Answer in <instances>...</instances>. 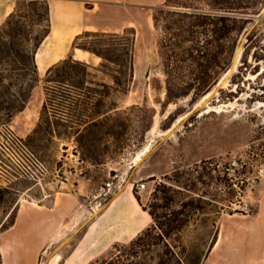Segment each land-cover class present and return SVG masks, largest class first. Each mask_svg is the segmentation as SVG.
Instances as JSON below:
<instances>
[{"label":"rangeland","instance_id":"1","mask_svg":"<svg viewBox=\"0 0 264 264\" xmlns=\"http://www.w3.org/2000/svg\"><path fill=\"white\" fill-rule=\"evenodd\" d=\"M164 3L165 0L154 8ZM154 8L143 11L150 27L141 31L138 45L135 30H125L128 39L134 31L132 55L136 51L141 61L134 80V72L128 78L120 77L118 89L125 93L116 91L110 75L118 68L108 63H104L106 68H100L107 75L95 73L98 82H94L107 88L83 85L76 92L79 98L74 106L61 102L56 94L57 85L43 78L36 83L38 94L34 93L31 99L35 107L40 105L39 129H34L31 138L22 140L16 133V123H12L14 118L6 125L46 173L35 183L18 179L8 170L9 182L0 186L8 190L0 202V223H5L1 233L15 222L16 202L23 203L27 198L22 190L32 185L39 188L48 172L61 182L74 178L81 185L75 206L68 202L66 211H56L58 224L47 226L46 219L40 218L34 226L9 230L10 234L0 242L3 247L0 264H94L109 259L116 253L113 245L123 246L130 241L111 240L108 244L102 239L85 241L76 254L73 252L90 226L115 199L126 197L127 192L138 197L147 211L171 218L177 213L183 221L182 230L174 231L168 240L174 252V260L169 264L187 263L200 255L205 260L218 238L220 246L211 255V264H235L245 247H257L254 214L264 182V6L236 38L235 45H222L224 52L226 48L232 52L225 70L215 66L203 68L200 64H204V59L183 58V48L193 46L190 43L176 45V58L174 55L169 60L162 58L158 42L171 38L174 43L179 30L173 28L163 33L162 21L155 27ZM198 31L204 32L198 35L201 51L219 52V45L210 44L211 34ZM248 36L252 39L250 45H246ZM91 41L83 39L80 43ZM101 42L119 41L103 38ZM237 56L236 68L218 84ZM205 71L216 78L205 93L198 94L193 88ZM95 90L105 93L99 95ZM68 91L66 86L61 90L65 100ZM98 100L102 101L100 107H96ZM45 101L46 109L42 112ZM104 113V123L93 129L100 135L98 141L79 143L77 136L67 142L54 139V131L63 139L76 133L74 115L89 121ZM62 116L67 121H60ZM3 127L0 126V131ZM148 143L149 151L134 165L133 159ZM65 171H71L72 175L63 177ZM141 182L145 188L137 191L135 186ZM37 196L43 198L45 194L38 190ZM39 213L43 217L44 211ZM96 248L100 252L92 255ZM163 250L160 247L153 254L143 253V264H155L156 254H162ZM213 256L217 259L212 263Z\"/></svg>","mask_w":264,"mask_h":264},{"label":"trees","instance_id":"2","mask_svg":"<svg viewBox=\"0 0 264 264\" xmlns=\"http://www.w3.org/2000/svg\"><path fill=\"white\" fill-rule=\"evenodd\" d=\"M263 6L264 0H165L162 6L154 8L152 16L154 26L158 27V23L162 21L164 24L163 33L176 28L179 30V34L174 35V43L171 38L162 39L158 42L160 54L166 60L172 59L173 55L176 58L178 55L175 52V49L178 48L176 45L190 43L193 46L183 48V58L195 61L204 59V64H200L203 68L209 66L211 69L212 66H215L220 70H225L229 65L232 52H230V48H226L224 52L225 48L222 45H235L236 38L251 24L252 17ZM184 20L186 21L184 22ZM31 21L32 24H30ZM34 27L40 30H34ZM49 28V8L46 0H17L13 11L5 23L0 26V126L9 124L27 105L31 92L38 82L34 55L42 41L47 37ZM199 29L206 30L211 34L212 42L210 44L219 45V52L201 51L198 35L204 34V32L198 31ZM130 35L131 37L128 39V34L125 31L120 35L83 32L75 38L73 43L74 48L102 60L103 63L97 69L98 73L107 75V73L100 71V68H106L104 63L115 65L118 68L110 76L116 86V91L121 93L125 92L118 89L122 83L120 77L128 78L133 73V30ZM103 38L116 39L119 42L104 44L101 42ZM83 39L92 41L80 43ZM251 42L252 39L248 36L246 45H250ZM194 52L197 54L194 55ZM93 73L94 71H91L88 65L69 57L51 67L45 78L46 82L57 85L56 94L61 102L64 101L66 104L70 102L74 106L79 98L76 92L82 90V86L88 82L86 79ZM51 75H53L52 78ZM215 78L205 71V76L200 78L193 90L198 94L205 93L214 83ZM89 83L103 89L107 88L105 84H95L91 80ZM64 86L69 88L67 100L61 92ZM98 92L99 95L105 93L98 90H95L94 93ZM48 97L46 93L45 99L47 100ZM101 105L102 101L98 100L96 107ZM45 109L46 101L43 103L41 111L43 112ZM105 114H99L96 120L93 119L94 122L86 124L81 130H77L76 134L79 137L77 142L98 141L100 135L93 129L101 127L106 119V116H103ZM72 118L75 119L74 123L84 124L82 117L74 115ZM64 120L67 121L64 116L60 117V121ZM39 126L38 124L35 131L39 129ZM54 133L58 139H63L59 133L56 131ZM92 157L94 156L92 155ZM157 191L160 192L161 190L157 189ZM7 192V189L0 187V202ZM134 199L138 206L148 213L152 224L128 244L113 245L112 249L116 253L109 259L94 264H126L130 258L132 261H129L128 264H143L141 255L143 253L153 254L160 247H163L164 250L162 254H156L157 262L155 264H169L174 260V252L170 249L168 240L174 231L179 233L182 230L183 221L179 219L177 213H174V216L171 215L172 218L167 217V215L157 216L154 212L143 208L138 197L135 196ZM162 200H165V197H162ZM235 212L242 213L240 211ZM4 224V222L0 223V228H3ZM125 251L129 252L126 253ZM203 258L204 256L200 255L187 263L179 260L177 262L179 261L180 264H202Z\"/></svg>","mask_w":264,"mask_h":264},{"label":"crops","instance_id":"3","mask_svg":"<svg viewBox=\"0 0 264 264\" xmlns=\"http://www.w3.org/2000/svg\"><path fill=\"white\" fill-rule=\"evenodd\" d=\"M16 1L0 0V26L5 23L9 14L13 11ZM46 2L49 8V33L34 55L39 83L45 78L51 67L71 57L73 60L85 63L91 71H94L92 75L88 76L87 80V84L92 86L93 84H90L89 81L98 82V75L95 72L98 73L97 69L101 63L89 53L74 48L75 38L83 32L119 34L126 29H133L135 30V45H138L141 31L146 27H150L147 14L143 11L146 8L161 5L164 0H46ZM140 64L141 61L135 51L133 54V80L136 78V72L140 68ZM34 93L38 94V86L33 88L25 109L16 115L12 121V123H16V133L22 140L30 136L38 124L40 105L35 107L31 103ZM124 100L122 101L124 102ZM115 110L117 108L113 109V111ZM97 117L98 115L93 119L96 120ZM93 119L83 120L84 124L74 123L73 126L76 130H81L86 124L94 122ZM76 136L75 133L70 139H58L56 136L54 139L67 142L73 140ZM8 182L3 176H0V185L5 186ZM80 185V182L74 178L61 182L56 179L53 173L48 172L39 188L32 185L22 190V195L27 198L23 200V203L16 202L15 222L10 229L0 232V242L5 240L4 238L8 235L9 230L34 226L40 218L46 219L44 225L58 224L60 219L56 211L61 209L66 211L68 208L66 203L68 202L75 206ZM38 190L44 192L45 196L43 198L37 196ZM126 195V197L119 196L115 199L101 218L90 226L73 254L80 250L81 244L85 241L102 239L107 244L111 240L127 242L133 240L141 231L150 226L151 218L147 212H144L138 206L131 193L127 192ZM48 198H50L49 202L44 203L43 201ZM41 211H44L43 217L39 213ZM51 216L54 221H51ZM254 220L256 224L255 232L257 233L256 239H259L257 247H245V250L241 252V258L235 259V264H264V182L261 185ZM1 246L0 244V254L3 252ZM218 246H220L219 238L202 264H211V255ZM99 252L96 248L92 255H97ZM216 256L218 255L216 254ZM216 259L217 257L213 256L212 263Z\"/></svg>","mask_w":264,"mask_h":264},{"label":"built area","instance_id":"4","mask_svg":"<svg viewBox=\"0 0 264 264\" xmlns=\"http://www.w3.org/2000/svg\"><path fill=\"white\" fill-rule=\"evenodd\" d=\"M8 170L15 173L18 179L35 183H38L46 173L43 165L25 148L22 140L4 126L0 131V176H3L5 180H7ZM62 175L63 177L71 176L72 172L65 171ZM135 188L141 191L145 188V183H137Z\"/></svg>","mask_w":264,"mask_h":264},{"label":"bare ground","instance_id":"5","mask_svg":"<svg viewBox=\"0 0 264 264\" xmlns=\"http://www.w3.org/2000/svg\"><path fill=\"white\" fill-rule=\"evenodd\" d=\"M237 62H238V56H237V58H236V60H235V62H234V65L232 66V68H231V70H229L227 73H225L224 75H223V77L219 80V82H218V84H220L221 83V81H223L224 79V77H226V75H228L229 73H230V71H232V70H234L235 68H236V64H237ZM261 71H263V70H261ZM258 74H260V73H258ZM223 79V80H222ZM223 85H225V83H223ZM211 92H209L207 95H205V97L206 96H208L209 94H210ZM204 97V98H205ZM203 101V100H202ZM202 101H200V102H202ZM197 104V103H196ZM157 121V120H156ZM155 123V122H154ZM154 127V126H153ZM153 132H154V128H153V130H152ZM163 134H165L164 132H163ZM149 149H150V143H148L138 154H137V156L133 159V164L134 165H136L138 162H140V160H141V158H142V156H144L148 151H149Z\"/></svg>","mask_w":264,"mask_h":264},{"label":"water","instance_id":"6","mask_svg":"<svg viewBox=\"0 0 264 264\" xmlns=\"http://www.w3.org/2000/svg\"><path fill=\"white\" fill-rule=\"evenodd\" d=\"M227 72H228V71H227ZM227 72H226V73H227Z\"/></svg>","mask_w":264,"mask_h":264}]
</instances>
